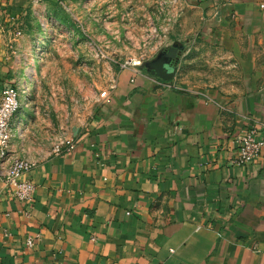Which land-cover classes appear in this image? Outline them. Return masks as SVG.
<instances>
[{"label":"crops","instance_id":"crops-1","mask_svg":"<svg viewBox=\"0 0 264 264\" xmlns=\"http://www.w3.org/2000/svg\"><path fill=\"white\" fill-rule=\"evenodd\" d=\"M12 1L0 0V95L23 37L7 26L25 0ZM185 1L183 20L239 60L246 90L132 68L73 148L54 153L21 132L13 147L35 162L25 177L36 190L20 201L0 173V264H264V152L235 162L236 136L264 119V0Z\"/></svg>","mask_w":264,"mask_h":264},{"label":"rangeland","instance_id":"rangeland-1","mask_svg":"<svg viewBox=\"0 0 264 264\" xmlns=\"http://www.w3.org/2000/svg\"><path fill=\"white\" fill-rule=\"evenodd\" d=\"M21 4L24 13H16V23L7 26L12 31L18 25L24 34L11 42L6 78L26 91L27 100L19 110L24 116L21 132L35 135L33 146L75 137L117 87L123 71L140 69L141 64L134 62L154 57L177 39L188 42L178 62L182 84L247 88L248 76L239 60L227 56L221 45L203 42L194 30L200 22L184 21L185 0H25ZM6 18L4 14L1 20ZM14 144L13 151L22 154L16 139Z\"/></svg>","mask_w":264,"mask_h":264},{"label":"built area","instance_id":"built-area-1","mask_svg":"<svg viewBox=\"0 0 264 264\" xmlns=\"http://www.w3.org/2000/svg\"><path fill=\"white\" fill-rule=\"evenodd\" d=\"M15 33L23 35V29L16 27ZM140 64V61L134 62V65L139 66ZM26 100V91L21 92L17 86L7 84L2 89L0 95V173L14 197L28 202L34 198L36 185L30 178L25 177V174L33 168L35 162L13 151V139L21 135L22 128V119L15 121L14 117ZM235 142L237 144L235 162L238 165H247L261 157L264 152V119L256 120L243 128L236 136ZM73 146L74 138L65 136L54 143L52 150L54 153H60ZM39 237L40 235L28 237L26 244L33 246L35 238Z\"/></svg>","mask_w":264,"mask_h":264},{"label":"water","instance_id":"water-1","mask_svg":"<svg viewBox=\"0 0 264 264\" xmlns=\"http://www.w3.org/2000/svg\"><path fill=\"white\" fill-rule=\"evenodd\" d=\"M187 44L176 40L161 48L157 54L141 63V68L163 80H172L178 70V62Z\"/></svg>","mask_w":264,"mask_h":264},{"label":"bare ground","instance_id":"bare-ground-1","mask_svg":"<svg viewBox=\"0 0 264 264\" xmlns=\"http://www.w3.org/2000/svg\"><path fill=\"white\" fill-rule=\"evenodd\" d=\"M137 62V61H136Z\"/></svg>","mask_w":264,"mask_h":264},{"label":"trees","instance_id":"trees-1","mask_svg":"<svg viewBox=\"0 0 264 264\" xmlns=\"http://www.w3.org/2000/svg\"><path fill=\"white\" fill-rule=\"evenodd\" d=\"M41 31V30H40Z\"/></svg>","mask_w":264,"mask_h":264}]
</instances>
